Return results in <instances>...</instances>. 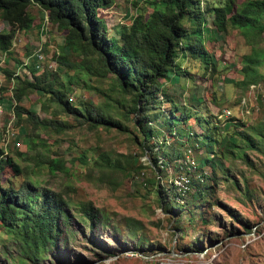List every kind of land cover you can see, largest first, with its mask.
Masks as SVG:
<instances>
[{
    "label": "rangeland",
    "instance_id": "obj_1",
    "mask_svg": "<svg viewBox=\"0 0 264 264\" xmlns=\"http://www.w3.org/2000/svg\"><path fill=\"white\" fill-rule=\"evenodd\" d=\"M132 1L137 2L135 6L130 4V0H112L109 6L98 9L108 33L118 30L120 24H128L138 10L136 7L143 14L149 11L142 0ZM242 1L236 0L237 3ZM201 3L203 5L204 0ZM27 10L34 19L32 26L24 31H15L8 53L0 54V68L29 76L26 66L31 64L33 53L39 50L43 55L39 65L56 73V82L64 80L63 73L71 75V91L67 93L69 102L75 104L83 100L102 104L107 100V94L116 96L110 87L111 75L103 78L83 75L82 67L92 65L88 54L71 52L65 56L71 67L60 66L53 55L61 51L62 31L45 22L46 13L37 5L31 4ZM209 21L210 17L206 27L212 31L205 33L203 44L215 62L214 69L208 64L205 70L199 60L180 56L177 62L181 71L163 81L162 86L175 103L188 106L191 111L194 107L203 115L209 121L205 125L209 128L213 125L214 115L217 117L223 109L229 110L230 115L226 119L217 117L222 123L214 136L218 140L221 137L222 140H235L240 147H232L234 155H229L223 162L229 168V179H224L215 168L216 177L212 180L210 164L201 166L206 175L203 183L209 186L205 189L208 197L191 213L179 210L183 213L178 218L175 211L161 207L152 185L145 182L147 178L157 180L161 187L183 175L182 171L173 169L172 161L160 173L148 160V151L141 152L132 134L102 127L90 129L59 109L57 113L44 112L40 106L43 97L35 91L23 97L21 104L38 117L51 118L65 125L50 124L47 129L27 126L26 132L37 133V141L44 145L37 144L33 150H26L27 137L22 126L15 124L9 106L10 83L0 70V86L5 88L2 92L0 136L3 128L8 127L4 149L13 163L0 171V183L6 185L11 181L17 185L32 181L61 192L71 201H90L102 214L101 222L96 221L89 227L87 220L70 207L71 219L66 227H61L57 244L35 263L20 261L22 256L16 244L0 226V264H264V139L253 135L250 129L264 121V31L253 38L251 34H244L237 27L228 25L226 32L222 33L213 29ZM7 27L0 19V32H5ZM254 53L263 55L257 67L263 77L258 80L259 87L253 93L254 96L262 94V100L258 107L256 100H251L252 111L248 114L243 112L240 103L246 96L247 86H236L233 81L241 76V56ZM23 62L25 65L21 66ZM157 98L161 111L166 112L172 106L165 96L159 94ZM54 108L53 104H48L50 111ZM187 123L193 125V131L200 132L195 121L189 119ZM239 131L252 134L256 147L245 146L237 134ZM163 135L168 142L172 140L165 129ZM16 141L19 147L14 145ZM214 150L218 153L220 148L214 144ZM15 151H21L22 155L17 156ZM241 151L245 152L246 159L240 155ZM98 152L120 162L134 158L136 164L144 167L138 173L130 169L127 173L115 170L99 175L91 163L92 156ZM191 154L186 150L184 155L192 162L186 164L190 171L195 168ZM81 155L86 163L80 161ZM45 158H58L64 171H50L43 163ZM199 172L196 169L193 177L199 176ZM128 223L137 229L134 234L126 229Z\"/></svg>",
    "mask_w": 264,
    "mask_h": 264
},
{
    "label": "trees",
    "instance_id": "obj_2",
    "mask_svg": "<svg viewBox=\"0 0 264 264\" xmlns=\"http://www.w3.org/2000/svg\"><path fill=\"white\" fill-rule=\"evenodd\" d=\"M111 1L0 0V19L8 26L5 32H0L1 55L8 53L16 30L24 31L32 26L34 19L27 9L29 5L35 4L46 13L47 22L62 31L61 51L53 55L56 62L60 66L71 67L72 64L65 58L67 54H88L92 65L82 67L83 75L92 74L101 78L111 75V91L117 93L114 97L107 94V100L102 104L83 100L73 104L67 98V93L71 91V75L63 73L65 81L60 79L56 82V73L44 70V66L37 71L38 68H34V62H31L26 66L29 76L0 68L10 83L9 106L15 124L22 126L27 137L26 150H33L37 144L44 145L37 141V133L26 132L27 126L47 129L50 124L65 125L51 118L38 117L34 111L24 107L21 99L30 91L43 97L40 106L44 112L57 113L59 109L85 123L90 129L102 127L132 134L133 138H137V141L134 138V142L139 145L141 152L148 151V160L154 163L157 171L162 173L172 161L173 169L184 173L187 181L184 188L180 189L172 181L160 187L157 180H145L152 185L161 207L166 211H175L178 218L183 212L191 213L198 203L206 201L208 197L205 189L209 186L203 183L206 175L201 166L210 164L213 168L212 180L216 177L215 168L224 179H229V168L223 162L229 155H234L232 147L240 146L235 140H222V137L218 140L214 134L221 120L214 115L211 128L205 126L209 121L194 107V111H191L188 106L184 107L169 98L162 86L163 81L181 71L177 62L180 56L199 60L205 70L208 64L214 69L215 62L203 44L205 33L212 31L206 27L208 17V23L218 32L225 33L229 25L237 27L244 34H251L253 38L258 36L264 31V0H243L240 3L236 0H204L203 5L201 0H142L149 11L143 14L136 7L138 10L129 23L120 24L118 30L110 34L98 9L109 6ZM136 3L130 0L133 6ZM263 55L254 53L241 56V76L233 81L236 86L245 88L263 77L257 70ZM74 76L78 78L76 74ZM4 89L0 86V103L3 101ZM159 94L172 103L166 112L160 110ZM261 100L262 96L257 93V107ZM48 104L54 105L53 111L48 109ZM189 119L195 121L200 132L192 130L193 125L187 123ZM164 129L172 137L170 142L163 135ZM250 129L253 135L264 139V121ZM237 134L245 146L256 147L252 134L244 131ZM214 144L220 148L218 153L214 150ZM186 150L192 153L190 157L195 161L192 171L184 163ZM15 154L22 155L21 151H15ZM240 155L246 159L244 151ZM83 157L81 155L79 159L86 163ZM136 162L134 158L120 162L104 152L94 154L91 159L99 175L115 170L127 173L130 169L138 173L144 166ZM43 163L50 171L63 169L58 158H45ZM7 165H13L12 159L0 145V171ZM148 166L151 167L150 162ZM196 169L200 170L199 176L193 177ZM70 207L87 220L89 227L96 221L101 222L100 210L90 201H71L61 192L28 180L17 185L11 181L6 185L0 183V226L16 244L22 256L20 261L24 259L35 263L57 244L61 227H66L71 219ZM126 229L130 234L137 230L132 223L126 224Z\"/></svg>",
    "mask_w": 264,
    "mask_h": 264
},
{
    "label": "built area",
    "instance_id": "obj_3",
    "mask_svg": "<svg viewBox=\"0 0 264 264\" xmlns=\"http://www.w3.org/2000/svg\"><path fill=\"white\" fill-rule=\"evenodd\" d=\"M45 22H47V19H46V16H45ZM45 29V28H44ZM32 63L34 65V68H38V70H41L42 67L41 65H39L42 60H43V55L41 53V51L39 50H36L34 53H33V57H32ZM24 62L21 63V66H24ZM37 70V71H38ZM259 87V81H254V82H251L247 85V92H246V96L242 97L241 100H240V103H241V107L243 108V112L245 113H250L252 111V105H251V100H256V95L254 96L253 93L255 91V89H257ZM262 96V94H261ZM256 106L254 107V110H255ZM2 111V108H1V103H0V112ZM230 115V111L227 110V109H223L218 115L217 117L218 118H226ZM9 134V130H8V127H6L5 129L3 128V131L1 132V136H0V140H1V144L3 145V149H4V146L6 144V141H7V135ZM11 135H12V132H11ZM0 144V145H1ZM14 145L19 147V142L16 141L14 142ZM5 150V149H4ZM184 163H192L188 158L184 160ZM186 178L185 176L183 175H178L174 180H173V183L177 186L178 189L180 188H184V183L186 182Z\"/></svg>",
    "mask_w": 264,
    "mask_h": 264
}]
</instances>
